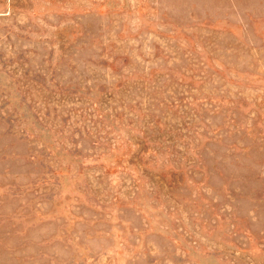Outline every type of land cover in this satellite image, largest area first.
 I'll return each mask as SVG.
<instances>
[{"label":"rangeland","instance_id":"rangeland-1","mask_svg":"<svg viewBox=\"0 0 264 264\" xmlns=\"http://www.w3.org/2000/svg\"><path fill=\"white\" fill-rule=\"evenodd\" d=\"M0 264H264V0H0Z\"/></svg>","mask_w":264,"mask_h":264}]
</instances>
